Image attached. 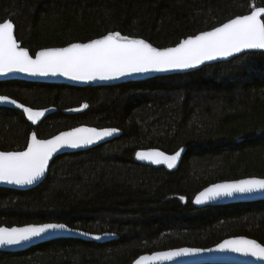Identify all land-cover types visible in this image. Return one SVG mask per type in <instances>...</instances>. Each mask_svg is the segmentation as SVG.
I'll list each match as a JSON object with an SVG mask.
<instances>
[{
	"label": "trees",
	"instance_id": "1",
	"mask_svg": "<svg viewBox=\"0 0 264 264\" xmlns=\"http://www.w3.org/2000/svg\"><path fill=\"white\" fill-rule=\"evenodd\" d=\"M254 6L264 0H0V22H13L32 55L111 31L168 47ZM0 94L33 108L55 107L31 125L19 110L0 106L3 151L25 148L32 131L48 138L78 125L121 130L90 149L55 156L34 188L0 187V225L62 222L118 237L56 238L0 251V264H130L143 253L206 248L238 235L264 244V200L192 203L210 183L264 177V51L107 86L0 81ZM150 147L183 149L177 169L136 162V151Z\"/></svg>",
	"mask_w": 264,
	"mask_h": 264
},
{
	"label": "snow or ice",
	"instance_id": "2",
	"mask_svg": "<svg viewBox=\"0 0 264 264\" xmlns=\"http://www.w3.org/2000/svg\"><path fill=\"white\" fill-rule=\"evenodd\" d=\"M264 7H253L244 15L228 19L211 30L182 39L174 47L158 48L144 39L109 32L83 43H70L66 47L43 48L35 55L22 47L14 35V24L0 22V75L21 72L32 76L62 75L77 81L108 80L147 71H169L194 68L218 58L233 57L246 50H264ZM0 102H9L24 110L27 118L36 123L47 109L33 110L17 104L7 96ZM82 104L81 109L87 108ZM79 111L80 109H76ZM119 132L117 128L97 129L75 127L60 132L49 139H38L33 132L24 151H0V182L15 185H31L44 176L49 161L64 147L79 148L92 145ZM183 149L166 154L158 149L137 151L136 157L154 164H166L173 168ZM264 191V178L251 177L243 180L214 184L204 189L196 203L234 194ZM181 199H184L181 197ZM52 230H68L62 223L27 224L23 227H0V246L20 245L41 237ZM84 235H89L84 233ZM104 235H110L105 233ZM101 239V236H95ZM217 249L252 255L264 259V244L254 239L234 237L218 244ZM201 249L180 248L167 252L141 255L134 264L171 259Z\"/></svg>",
	"mask_w": 264,
	"mask_h": 264
},
{
	"label": "water",
	"instance_id": "3",
	"mask_svg": "<svg viewBox=\"0 0 264 264\" xmlns=\"http://www.w3.org/2000/svg\"><path fill=\"white\" fill-rule=\"evenodd\" d=\"M259 7H264V6H259ZM262 18H264V17H262ZM217 26H219V25H217ZM211 29H208V30H211ZM204 31H207V30H204ZM111 32H119V31H111ZM106 34H104V35H106ZM14 35H15V26H14ZM121 35L129 36V35H125V34H122V33H121ZM99 37H101V36H99ZM99 37H96V38H99ZM129 37L144 39V38L135 37V36H129ZM93 39H95V38H93ZM87 41H84V42H87ZM147 42H149V41H147ZM72 43H78V42H72ZM79 43H83V42H79ZM67 45L59 46V47H66ZM175 45L168 46V47H174ZM153 46L157 47L155 45H153ZM46 48H51V47H46ZM158 48H166V47H158ZM41 49H43V48H40L37 51H39ZM256 51H264V50H246L245 52H256ZM245 52H242V53H245ZM242 53L235 54L233 57L218 58V59L213 60V61H206L204 64L199 65V66L194 67V68L183 69V70H169V71H147V72H143V73H133V74H130V75H125V76H122V77L108 79V80L96 79V80H93V81H77V80H73V79L68 78V77H64L62 75L32 76V75H28V74L21 73V72H13V73H9L7 75H0V81L24 80V81H29V82H44V83L66 84V85H72V86H78V87H84V86H107V85H114V84H119V83H123V82H128V81L144 80V79H148V78H152V77H156V76H165V75H170V74L186 73V72H190V71H193V70H197L200 67H202L204 65H207V64H212V63L219 62V61L230 60V59H232V58H234V57H236V56H238V55H240ZM34 55H35V53L33 54V56ZM0 96H7V97H9V100H15V101H17V104H23L20 101L14 99V98H12V97H10L8 95L0 94ZM0 106L19 110L20 112H22V114L24 115V117L27 120V122H29L31 125H37L46 115H48L49 113L55 111V107H46V108H33V107H31L33 110H44V109H47V111L45 112V115L43 117H41L40 120H38L36 123H33L32 121H30L27 118V114L24 112V110L19 108V107H17V105L11 104L9 102H0ZM25 106L26 107H30L28 105H25ZM82 126L83 127H93V128H97V129L115 128V127H101V128H99V127L89 126V125H78V126H75V127H82ZM75 127H72V128H75ZM72 128L65 129V130H62L60 132L69 131ZM33 132L34 131H32L29 134L27 144L30 141L31 134ZM60 132H58V133H56L54 135H58ZM120 134H121V130H119V132H117V133H114L112 136L106 137L103 140L98 141V142H96V143H94L92 145H87V146H83V147H79V148L64 147V148L60 149L57 153H55L53 155V157L49 161V165H50L51 161L53 160V158L55 156L59 155V154L87 150V149H90V148H92L94 146H97V145H99V144H101L103 142H106V141H108V140H110V139H112L114 137H117ZM54 135H52V136H54ZM52 136H50L48 138H38V137L37 138L38 139H49ZM27 144H26L25 148H23L22 150H15V151H24L26 149V147H27ZM150 149H158V150H160L162 152H165L166 154H169V155L174 154L176 152L175 151V152H172V153H168V152H166V151H164V150H162L160 148H155V147L142 148V149H139L137 151H148ZM0 151H3V150H0ZM10 151H12V150H10ZM183 153H184V150L181 152V156L178 158L175 166L173 168H171V169H169L167 167V165L163 164V163L154 164L151 161L138 159L136 157V155H134V159H135L136 162L141 163L143 165H148V166H152V167L165 166L169 171H175L177 169L180 161H181ZM49 165H48V168L46 169V172H45L44 176L41 177L38 181L34 182L31 185H23V186H21V185L8 184V183H5V182H0V187L17 189V190H28V189L34 188L35 186L40 184L44 180V178L46 177V175L48 173ZM251 177H256V176H248V177H243V178L234 179V180H221V181H216V182L210 183L207 186H205L204 188H202L200 191H198L193 196L192 203H193V205L195 207L201 208V207H206V206L227 205V204H233V203H252V202H257V201L264 200V191H257V192L248 193V194H234L231 197L223 196V197H218V198H215V199H212V200H207V201H204V202L199 203V204L196 203V197L202 191H204V189L209 188V187H211L214 184H221V183H225V182L243 180V179H248V178H251ZM256 178H264V177H256ZM44 223H62V222H44ZM31 224H43V223H31ZM62 224H65V223H62ZM25 225H27V224H24V225H13V226L0 225V227L11 228V227H23ZM84 233H88L89 235H84ZM105 233H109L110 235H104ZM97 235L101 236V239H95V236H97ZM67 237L82 239V240H86V241L106 242V241H110L112 239H116L118 237V235L115 234V233H112V232L92 233V232H88V231H85V230H82V229L72 228V227L68 226V230H52V231H49V232L45 233L41 237L34 238L31 241L24 242V243H22L20 245L0 246V251H7V252L8 251H21V250L28 249V248H30L32 246H35V245H37V244H39L41 242L49 241V240L56 239V238H67ZM234 237H245V238H248V239H254V238H251L249 236L238 235V236L227 237V238L219 241L215 245H212V246H209V247H206V248L181 246V247L170 248V249H165V250H158V251H154V252H167V251H172V250H176V249H180V248L201 249L202 251L196 252V253L182 254L180 256H176V257H173V258L167 259V260H165V259L155 260V261L149 262V264H264V259L254 257L252 255H245V254H242V253L233 252V251L228 250V249H224V250L217 249L216 246L218 244L223 243L224 240L232 239ZM254 240H256V239H254ZM256 241L258 243H260L258 240H256ZM154 252L143 253L141 255H151ZM141 255L137 256L130 264H134V261L138 257H140Z\"/></svg>",
	"mask_w": 264,
	"mask_h": 264
}]
</instances>
